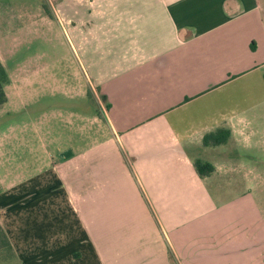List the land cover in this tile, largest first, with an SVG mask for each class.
Masks as SVG:
<instances>
[{"label":"crops","instance_id":"obj_1","mask_svg":"<svg viewBox=\"0 0 264 264\" xmlns=\"http://www.w3.org/2000/svg\"><path fill=\"white\" fill-rule=\"evenodd\" d=\"M0 7V24L9 16L18 31L37 34L44 24L65 38L71 65L60 70L64 81L48 84L51 93L85 99L94 111H76L78 127L93 129L58 147L48 169L1 189L0 225L21 264L264 259L261 175L233 154L254 150L264 166V0H8ZM31 86L19 87L30 95ZM221 128L229 131L224 143L203 145ZM197 160L213 171L200 176ZM239 182L245 186L234 191Z\"/></svg>","mask_w":264,"mask_h":264},{"label":"rangeland","instance_id":"obj_2","mask_svg":"<svg viewBox=\"0 0 264 264\" xmlns=\"http://www.w3.org/2000/svg\"><path fill=\"white\" fill-rule=\"evenodd\" d=\"M7 2L8 0H0V6H5ZM0 10L3 14L2 7ZM15 12H17L16 8ZM43 26L44 24L40 26L41 30L37 34H29L27 30L18 31L20 25L16 18L9 19L7 16L3 24H0V30L3 29L5 35L4 65L10 75L9 82L5 86L7 100L0 107V178L2 181L0 192H3L1 189L4 190V185L9 182L14 181L19 185L25 179L48 169V163L55 159V151L58 147L65 148L71 141L81 140L82 133L88 134L91 128L93 129L91 127L82 131L78 127L82 120L76 111H83L84 115L88 114L90 117L94 115L92 107L87 110L84 106L85 99L67 102L63 100L66 99L64 96L51 93L52 89L48 84L53 79L64 81L66 70H60L71 65V61L66 56L65 38L56 36L53 38ZM60 54L62 56L58 57ZM63 57L64 59L61 60ZM24 81L32 84L29 87L30 95L24 94V89L19 87ZM44 83H47L44 87L38 86ZM24 95L27 96L24 98ZM94 107L96 108V105ZM82 126V128L88 127L85 121ZM233 154L235 161L238 159L242 161L244 170L251 169V172H258L261 175L259 189L264 190V166L256 159L260 153L254 150L243 151L239 148L234 150ZM236 180L238 177L235 178ZM243 184L239 182L230 186L237 191L245 186ZM248 184L250 187L253 186L252 182ZM229 189L232 190V188ZM5 192L7 189L4 190ZM15 192H17L16 189L8 193ZM263 262L264 259H259L256 264Z\"/></svg>","mask_w":264,"mask_h":264},{"label":"trees","instance_id":"obj_3","mask_svg":"<svg viewBox=\"0 0 264 264\" xmlns=\"http://www.w3.org/2000/svg\"><path fill=\"white\" fill-rule=\"evenodd\" d=\"M9 82V76L3 64L0 61V107L6 102L7 96L5 86ZM109 105H106L108 107ZM229 136V131L225 129H217L207 133L202 138V143L205 146H215L224 143ZM195 169L200 176L208 175L213 171V166L207 162L195 161ZM0 264H21L20 260L14 251L11 242L0 225Z\"/></svg>","mask_w":264,"mask_h":264}]
</instances>
